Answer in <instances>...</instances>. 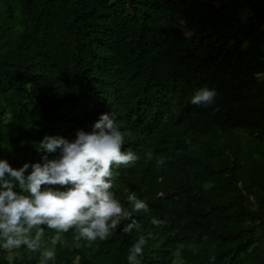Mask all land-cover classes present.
<instances>
[{"label": "trees", "instance_id": "trees-1", "mask_svg": "<svg viewBox=\"0 0 264 264\" xmlns=\"http://www.w3.org/2000/svg\"><path fill=\"white\" fill-rule=\"evenodd\" d=\"M201 88L212 107L191 103ZM108 112L139 157L110 191L140 229L122 219L79 248L70 229L45 264H128L149 232L140 264H264V0H0V160H53L44 136L71 141ZM0 264L41 254L0 247Z\"/></svg>", "mask_w": 264, "mask_h": 264}, {"label": "clouds", "instance_id": "clouds-1", "mask_svg": "<svg viewBox=\"0 0 264 264\" xmlns=\"http://www.w3.org/2000/svg\"><path fill=\"white\" fill-rule=\"evenodd\" d=\"M215 89L201 88L192 99L193 105L212 107L215 104ZM218 108H213V112ZM111 113L102 114L92 124L91 131L77 129L71 141L59 136H44L37 151L57 153L49 160L41 157L42 163H24L18 170L7 161L0 160V247L8 252L25 246L29 252L40 251L41 264L55 260L56 245L64 243L62 234L75 229L74 244L79 241L105 240L122 219H130L124 233L140 229L132 212L126 210L110 191L113 187V166L135 163L139 157L132 151H121L124 138ZM152 153L146 154L147 160ZM164 164L163 158L156 161ZM31 168L28 175L25 173ZM59 185L65 190L52 187ZM42 186H45L42 190ZM135 212H148V205L135 193L127 197ZM151 223L164 227L166 222L153 218ZM45 227L55 235L50 247L41 250ZM140 235L129 249L128 264H140V257L147 240Z\"/></svg>", "mask_w": 264, "mask_h": 264}, {"label": "rangeland", "instance_id": "rangeland-1", "mask_svg": "<svg viewBox=\"0 0 264 264\" xmlns=\"http://www.w3.org/2000/svg\"><path fill=\"white\" fill-rule=\"evenodd\" d=\"M14 251V250H13Z\"/></svg>", "mask_w": 264, "mask_h": 264}]
</instances>
